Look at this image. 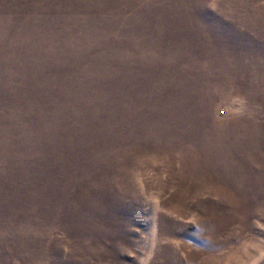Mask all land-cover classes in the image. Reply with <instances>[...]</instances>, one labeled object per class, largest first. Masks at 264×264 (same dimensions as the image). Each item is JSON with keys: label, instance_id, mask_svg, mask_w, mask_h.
Returning <instances> with one entry per match:
<instances>
[{"label": "rangeland", "instance_id": "rangeland-1", "mask_svg": "<svg viewBox=\"0 0 264 264\" xmlns=\"http://www.w3.org/2000/svg\"><path fill=\"white\" fill-rule=\"evenodd\" d=\"M0 264H264V0H0Z\"/></svg>", "mask_w": 264, "mask_h": 264}]
</instances>
